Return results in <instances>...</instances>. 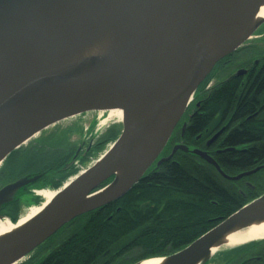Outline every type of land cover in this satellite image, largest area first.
<instances>
[{
  "label": "water",
  "instance_id": "1",
  "mask_svg": "<svg viewBox=\"0 0 264 264\" xmlns=\"http://www.w3.org/2000/svg\"><path fill=\"white\" fill-rule=\"evenodd\" d=\"M139 1L143 0H0V166L21 147L14 144L18 140L38 135L63 120L88 112L119 109L127 113L119 137L109 148L111 152L80 174L74 187L62 193V200L44 210L27 227L0 240V264H19L74 219L125 196L158 158L196 90L215 65L251 40L264 24V20L258 21L248 34L215 52L200 43L199 36L222 23L240 19L264 0H178L183 3V10L167 50L161 83L152 80L145 61L131 63L110 56L32 73L44 57L123 18ZM184 103L186 108L179 120L128 176L117 181L113 170L139 148L164 114ZM177 150L203 160L221 174L218 165L205 153L190 151L185 146L174 147L170 156L156 166L169 161ZM242 176L224 178L234 181ZM112 177L110 184L100 188ZM37 179L27 176L0 190V222L14 223L2 210L23 196L24 188ZM244 220H264V195L183 250L160 259L163 264H207L215 254H211L215 243Z\"/></svg>",
  "mask_w": 264,
  "mask_h": 264
},
{
  "label": "flooded vegetation",
  "instance_id": "2",
  "mask_svg": "<svg viewBox=\"0 0 264 264\" xmlns=\"http://www.w3.org/2000/svg\"><path fill=\"white\" fill-rule=\"evenodd\" d=\"M257 32L258 33L254 35L257 39L260 38L257 43H264V32L259 33V30ZM263 68L264 48L249 44L239 47L235 52L218 62L208 77L196 90L184 115L174 128L166 146L151 167L146 171L143 178L148 177L150 173L160 168L163 164L168 162L173 163L176 154L179 152L188 154L177 150L169 161L163 162L159 167L156 166L157 162L170 156L174 147L185 146L190 151L197 150L205 153L218 165L221 174L217 172L213 166L212 167L220 177L222 185L232 190L238 198L243 201V204L236 211L263 196L264 154H262L259 161H253L250 167L239 170L235 174L227 173V170L220 164L223 160V156L231 152L245 154L257 148H264V137L260 139L263 142H257L253 137H251V141L253 139L254 142L250 143H240L238 140L239 138L234 139L232 146L227 142L230 136L236 138L246 132H255L257 129L255 127H250L251 124L256 121H264V89L260 87ZM227 85L234 86L235 103L226 110H224L223 107L214 108L212 105L215 97L218 95L217 93ZM245 98L248 99L250 102L249 107H251L246 117H244L245 112L242 110L244 107L240 104ZM49 137L50 140L48 141ZM58 139L59 138H54L51 135L47 137L44 136L41 138L39 147L29 142L11 153L4 161L0 167V178L3 181L0 185V190L27 176H37L38 179L24 188V196L17 198V200L15 199V201L5 206L2 210L3 214L16 219L21 210L37 204V201L40 200L37 196L38 192L45 190L56 191L62 188L65 180H68V177L74 173L73 171H75L76 164L85 163L94 153L95 147L98 144V141H90L86 145L82 143L65 148L64 143L60 142ZM10 160L28 166L31 164L37 166L38 164L39 166L42 165V167L32 172H23L25 169H22L10 174L6 173L4 170L5 164ZM196 160L211 166L199 158ZM13 171H11V173ZM247 173L251 174L244 175ZM222 175L227 178L244 176L240 177L238 180L232 181L224 178ZM112 180L113 177L104 182L100 188L107 186ZM25 200L32 201V203L26 204L23 202ZM115 202L78 218L90 217L92 214L97 212L101 213L104 210V212L110 214L112 211L111 207L115 206ZM117 210L118 209H116V211ZM79 224L78 222L72 224L71 221L28 254L19 264H45L46 260L66 241L65 238L68 235H75L76 231H78L75 228H77ZM109 259L110 258H107L104 264H110ZM141 261L131 264H137ZM211 262L212 264H264V239L241 247L226 249V251L219 256L213 257Z\"/></svg>",
  "mask_w": 264,
  "mask_h": 264
},
{
  "label": "trees",
  "instance_id": "3",
  "mask_svg": "<svg viewBox=\"0 0 264 264\" xmlns=\"http://www.w3.org/2000/svg\"><path fill=\"white\" fill-rule=\"evenodd\" d=\"M260 87L264 89V68ZM234 92V86L223 87L212 106L224 110L233 106ZM240 104L244 107V117L248 116L250 102L245 98ZM250 127L257 130L236 138L230 136L227 142L232 146L237 138L240 143L262 141L264 121H256ZM116 135V131L107 132L98 141L94 153ZM262 154L264 148L245 154L231 152L223 156L220 164L227 173L235 174L259 161ZM196 159L179 152L173 163L163 164L117 200L110 214L104 210L72 221V224L80 223L75 228L78 231L68 235L45 264H104L107 258L110 264H119V260L131 264L167 257L186 248L243 204L232 190L222 185L212 166Z\"/></svg>",
  "mask_w": 264,
  "mask_h": 264
},
{
  "label": "bare ground",
  "instance_id": "4",
  "mask_svg": "<svg viewBox=\"0 0 264 264\" xmlns=\"http://www.w3.org/2000/svg\"><path fill=\"white\" fill-rule=\"evenodd\" d=\"M182 10L183 3L178 0L139 1L127 10L123 18L115 20L44 57L35 65L32 73L37 74L55 68L68 67L91 58L110 56L131 63L145 61L149 65L152 80L161 83L165 76L167 50L176 21ZM261 20H264V2L234 22L222 23L207 30L199 36L200 43L209 50L220 52L248 34L253 25ZM135 44L137 46H133ZM153 66H157V68ZM186 104L164 114L145 135L139 148L113 170L117 181L128 176L156 142L179 120L185 111ZM126 116L127 113L123 110H109L107 119L103 120L101 125H105L110 120L122 122ZM35 135L20 139L21 141L18 140L14 144L23 146L29 138L32 140L38 136ZM108 151L105 156L111 152ZM79 175L71 177L62 188L56 191L38 192L37 196L42 203L36 207L31 206L15 223L0 222V240L27 227L44 210L62 200V193L74 187ZM262 239H264V220H244L215 243L211 248V254L218 252L221 248ZM163 262V259L153 258L142 264H163Z\"/></svg>",
  "mask_w": 264,
  "mask_h": 264
},
{
  "label": "rangeland",
  "instance_id": "5",
  "mask_svg": "<svg viewBox=\"0 0 264 264\" xmlns=\"http://www.w3.org/2000/svg\"><path fill=\"white\" fill-rule=\"evenodd\" d=\"M258 30H259V33L264 32V24ZM256 33H258V32H256ZM256 35H258V34H256ZM258 40H260V38L257 39V37H254L251 40H249L248 42H246L244 45L249 44L252 46L253 45L261 46L264 48V43L263 42L257 43ZM106 119H107V112H104V113H100V112L84 113V114L63 120V121L55 124L53 127L48 128L47 130L43 131L44 132L43 134L41 133L39 136H37V138L32 139L31 144L39 147L40 146L39 143L41 141V138L44 136L47 137V136L51 135L54 138H59L58 140L60 142L64 143V147L68 148V147H73V146H76V145L82 144V143H84L86 145L90 141L91 142L99 141L105 134H107V131L108 132L116 131V133H117L116 138L114 140L108 142L102 150L93 153L89 157V159H87L85 161V163L76 164L75 171H73L74 174H72V176H70V178H71V177L79 175L80 173L86 171L89 167L94 165L109 150V148L113 145L114 141L120 135L121 130H122L121 122H117L116 120H110V121H107L105 125H101V122L103 120H106ZM49 140H50V137H49L48 141ZM39 167L41 168L42 165L39 166L37 164V166H36V165L31 164L30 166H28V165L20 164L16 161L10 160V161H8V163L5 164L4 170L6 173L13 174L17 170H22V169H25L23 172H26V171L32 172V171H35ZM11 171H13V172L11 173ZM68 180H65L64 185L67 183ZM2 182L3 181L0 178V185L2 184ZM23 202L26 204L32 203V201H28V200L27 201L25 200ZM25 211L21 212L19 217ZM224 251H226V249L221 248L218 252L213 254L214 255L213 257L219 256ZM212 258H211V260H212ZM211 260L207 264H212ZM118 262H119V264H124V263H122L123 260H119Z\"/></svg>",
  "mask_w": 264,
  "mask_h": 264
},
{
  "label": "crops",
  "instance_id": "6",
  "mask_svg": "<svg viewBox=\"0 0 264 264\" xmlns=\"http://www.w3.org/2000/svg\"><path fill=\"white\" fill-rule=\"evenodd\" d=\"M23 196H24V195H23ZM36 199H37V198H36ZM36 199H35V200H36ZM38 202H40V200L37 201V203H38ZM23 211H25V209L21 210V211L18 213V216H19V215L21 214V212H23Z\"/></svg>",
  "mask_w": 264,
  "mask_h": 264
}]
</instances>
